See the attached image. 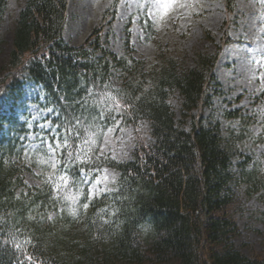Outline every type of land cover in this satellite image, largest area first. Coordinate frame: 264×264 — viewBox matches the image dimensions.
I'll use <instances>...</instances> for the list:
<instances>
[{"label": "trees", "instance_id": "obj_1", "mask_svg": "<svg viewBox=\"0 0 264 264\" xmlns=\"http://www.w3.org/2000/svg\"><path fill=\"white\" fill-rule=\"evenodd\" d=\"M119 1L75 47L65 38L69 0H24L7 63L0 66V241L13 232L31 239L28 251L43 264H264V255L248 257L232 242L241 210L231 190L237 181L236 139L204 118L217 92L211 89L218 84L214 71L228 33L217 52L199 54L194 67L162 58L161 66L148 68L105 45L104 25ZM6 6L7 0H0V21ZM225 7L233 15L235 0H225ZM3 44L0 39V53ZM117 73L119 84L111 82ZM29 84L38 88L35 101L53 124L70 113L80 115L81 103L91 100L89 91H109L123 98V126L137 133L129 159L99 162L118 175L112 188L119 191L94 201L78 218L53 199L44 171L39 187L29 186L23 176V142L12 135L17 119L3 104L12 100L24 106L19 100ZM175 93L182 97L178 123L169 104ZM240 178L250 192H261L257 168L242 166ZM104 208L107 213L100 211ZM17 255L0 244V264H16Z\"/></svg>", "mask_w": 264, "mask_h": 264}, {"label": "rangeland", "instance_id": "obj_2", "mask_svg": "<svg viewBox=\"0 0 264 264\" xmlns=\"http://www.w3.org/2000/svg\"><path fill=\"white\" fill-rule=\"evenodd\" d=\"M114 0H69L68 18L65 30L67 42L75 47L83 45L103 20L106 10ZM192 5L193 0H186ZM24 0H7L3 19L0 21V39L4 50L0 53V66H5L12 47L13 32ZM140 5H143L141 7ZM151 0H120L116 13L104 25L103 39L108 49L121 57H135L145 62L146 67H159L162 58L173 59L181 68L196 65L199 54H214L228 33L225 44L214 71L217 91L212 106L205 109L206 122L219 123L223 133L235 137L236 157L232 171L236 182L231 186L233 195L241 202L236 214L237 233L232 242L244 255L255 258L264 255V80L259 79L264 71H255L264 66V0H235V12L227 13L225 0H194V6L177 7L163 22L145 25L146 13ZM97 55H101L98 51ZM260 61L261 64L254 63ZM120 74L111 77V82L119 84ZM37 87H25L24 96L16 105L12 100L3 104V111L17 119L16 131L12 135L23 142L24 149L20 165L23 176L31 187H39L52 170L40 163L42 153L30 150V145L38 144L31 133L39 132L37 123H45L48 112L40 109ZM5 99V96L2 97ZM182 97L175 93L169 100L177 123L180 119ZM14 104V106H13ZM239 116L229 117L228 114ZM255 119H250V117ZM35 117V119H34ZM250 123V124H249ZM29 125H32L30 128ZM9 128V123L4 126ZM113 139L110 151L118 160L130 158L136 143L137 133L132 127ZM30 129V132H23ZM131 133L129 139L128 132ZM28 155H25V152ZM125 153L127 155H125ZM248 170L257 168L258 178H262L261 192H250L248 185L241 181L242 166ZM113 174V170L109 169ZM117 175V174H116ZM118 176V175H117ZM50 184V183H49ZM114 183L109 181V187ZM76 187L70 185L61 197L74 194ZM57 195V193L54 192ZM62 206L71 211L70 201L61 199ZM60 205V206H61ZM54 214H51L53 217Z\"/></svg>", "mask_w": 264, "mask_h": 264}, {"label": "snow or ice", "instance_id": "obj_3", "mask_svg": "<svg viewBox=\"0 0 264 264\" xmlns=\"http://www.w3.org/2000/svg\"><path fill=\"white\" fill-rule=\"evenodd\" d=\"M189 6H194V0L192 5L186 0H151V6L143 23L151 25L156 21L163 22L177 7ZM254 63L262 62L254 61ZM255 71H264V66ZM259 79L264 80V75ZM89 97L91 100L86 98L81 103L80 115L70 113L55 124L50 119L45 123H37L36 127L40 131L31 133L33 139L38 140L39 143L30 145V150L37 152L39 149L37 154H43L40 163L46 164L52 170L46 183H50L57 193L53 199L70 201L72 205L70 214L73 218H78L79 215L87 212L94 206V201L109 197L113 191H119L118 187H109L110 178L111 182L115 183L117 175L111 173L107 167H102L99 162L116 160L115 155L110 151L106 154V150L111 148L113 139L120 138L118 133L126 131L122 123L126 113L125 105L122 103L123 98H117L109 91L97 93L89 91ZM48 111L51 112L52 109ZM29 127L31 128L32 125ZM127 134L131 139L130 131ZM120 139L124 143L123 139ZM25 155H28L27 151ZM76 172L80 173L78 177ZM70 185L76 187V192L61 197L59 193L69 189ZM64 210L63 207L60 208V212ZM100 211L107 213L108 209L104 208ZM115 214V211L111 213V215ZM51 218L50 214L49 219ZM104 222L109 221L105 219ZM0 244L10 245L19 254L16 257V264H43L39 257L29 253L28 246L32 245L29 238L21 240L13 232L8 240L0 241Z\"/></svg>", "mask_w": 264, "mask_h": 264}]
</instances>
